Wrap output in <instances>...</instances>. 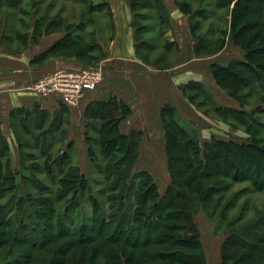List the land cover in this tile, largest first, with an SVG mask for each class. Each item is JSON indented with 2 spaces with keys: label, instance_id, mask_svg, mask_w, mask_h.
Masks as SVG:
<instances>
[{
  "label": "trees",
  "instance_id": "1",
  "mask_svg": "<svg viewBox=\"0 0 264 264\" xmlns=\"http://www.w3.org/2000/svg\"><path fill=\"white\" fill-rule=\"evenodd\" d=\"M102 1L109 7L105 0ZM214 2L218 8H229L228 27L219 31L221 35L214 41V47H210L209 41L196 34L198 23L189 22L196 41L194 52L198 55L216 53L225 45V34L243 50L242 58H233L226 65L212 62L210 69L216 86L226 91L241 106L235 108L214 105L213 111L229 126L233 127L234 124L228 122V118L244 127L249 135L246 141L211 136L201 143L195 131H188L177 123L174 108L164 105L160 109V119L164 130L169 182L163 192H160L150 172L139 170L134 173L143 132L121 131L119 123L131 111L125 102L111 96L105 100L90 102L83 112L84 142L90 163L103 175L107 213L100 210L99 200L92 194L88 179L80 167L72 163L68 152L52 158V163L50 158L47 159L43 167L36 169L48 176L52 183L58 184L57 195L53 199H45L44 203L37 204L39 208L46 204L45 208L52 209L48 211L49 220L52 219L50 214L56 213L55 208L47 205L49 201L57 202L70 196L71 199L66 200L67 204L69 207H76L79 203L78 194L85 191L88 193L94 217L80 227V233L65 228L61 215L51 221L47 220L46 226L54 231L57 225H62L60 230L63 235L78 237L72 241L76 246L96 241H99V247L108 246L103 254L105 264H207L195 212L199 209L207 214L213 213L212 207L220 204V194L229 190L234 183H246L256 191L264 189V144L256 142L251 131L252 126L264 124L254 116L264 109H243L248 104L244 94L240 93L241 88L249 87L254 78L256 85L264 89V0ZM130 4L133 12L139 6L154 7L158 31L162 33L160 31L165 29L168 21L162 0L147 1L139 6L137 0H130ZM176 5L191 16L199 12L193 11L192 6L185 1H176ZM134 14L137 16L136 12ZM138 32L136 26V39L142 45L144 42L138 39ZM203 40L205 43H202ZM181 90L190 103L194 102V96L198 92L206 95L204 85L194 80L184 84ZM29 111L31 110L17 108L12 113ZM44 111V114L48 113ZM91 131L98 135L97 139H92ZM72 144V141L67 142L66 147ZM94 144L99 147L102 155L101 165ZM9 150L0 122V199L7 198L3 207L0 206V227L7 235L17 228L19 232L22 230V234H26L24 229L32 218L30 216H38L41 211L35 207L36 201L33 204V198L14 197L16 178H22L23 175L12 164ZM55 173L58 177L54 179ZM129 196H132L133 203L128 208ZM229 202L218 213L223 220L226 219ZM15 211L20 215L12 219L11 215ZM39 216L44 218L42 213ZM240 220L242 217L237 216L227 223L231 230L221 244L220 264H264V223L254 220L251 226L242 227L248 233H242L239 225H236ZM32 223L35 225V222ZM38 225L43 228L42 224ZM58 230L57 228L56 234H59ZM33 233L36 234L34 236L41 234L44 237L43 231L36 229ZM247 237L253 241H248Z\"/></svg>",
  "mask_w": 264,
  "mask_h": 264
},
{
  "label": "rangeland",
  "instance_id": "2",
  "mask_svg": "<svg viewBox=\"0 0 264 264\" xmlns=\"http://www.w3.org/2000/svg\"><path fill=\"white\" fill-rule=\"evenodd\" d=\"M137 1L139 6L153 0ZM166 1L165 4L169 10L175 7L176 1H185L192 6V10L199 11L191 17L182 15L177 22L173 18L171 23L174 30L171 28L172 30H168L167 33V38L180 41L183 45L186 41L188 62L184 67L191 71L190 76L193 74L195 66H197L195 69L201 70V78L204 77L202 82L206 92V95L205 93L200 95L199 92L195 94L193 103L188 101L185 105L182 104L180 112L177 113V116L175 115L176 117L174 116L177 123L188 131H195L199 138L203 135L207 136L211 131L215 134V137L220 139L246 141L249 135L245 132L244 127L237 121L228 118L227 121L235 125L233 127L229 126L213 111L214 105L235 108H241V106L237 101L230 98L226 91L205 78L210 63L215 59L224 63L233 57L241 58L243 50H240L239 46L236 47L229 40L228 35L225 34V39L227 37L229 39L225 40L227 44L219 54L210 55L207 53L202 55L201 58L193 60L196 58L192 57L191 52L192 42L194 41L189 31V22L198 23L196 34L205 41H209L211 47L221 35L219 31L228 27L230 21L229 8L216 7L214 0ZM135 12L137 16H134V21L139 29L138 39L144 42L140 54L148 56L154 53L151 59H159V55L164 53L161 49L163 37L159 38L158 36L159 31L157 30L158 26H156L157 19L154 7L141 8L139 6ZM105 23H108L107 27H104ZM94 25L99 32H102L103 36L113 28L111 10L104 5L102 0H0V42L4 49L12 53L23 50L28 43V39H36L41 32L57 31L70 26L73 27L71 35H74L77 44L76 51L82 53L80 52L83 49L79 45L80 40L83 39V36L88 37L87 39H91L93 44L91 48H88L92 50L93 58H97L98 61L100 52L93 38L94 33L92 32L89 35L90 32L86 30V34H83V30L88 28L91 29L90 31H94ZM205 41L203 40L202 43H205ZM202 43L200 42L201 45ZM170 53V59L174 63L176 51L172 50ZM97 61H91L92 64L90 65L96 64ZM245 74L249 75L248 73ZM254 80L256 79H252L253 82L249 87L245 86L246 88L242 87L240 90L248 104L243 109L248 111L256 108L264 109V89L260 85H256ZM62 111L63 109L57 115L56 113L51 115L50 113L44 114L45 111L38 107H33L29 113L15 112L8 123L9 132L5 130V133H3L9 143L11 162L15 168L21 170V175H23L22 178H16L17 189L14 192V197L33 198V204L35 205L34 201H36L35 207L41 211L40 213L44 215V218L39 216L40 213L38 216H30L32 218L24 229L26 234H22V230L19 232L17 228L15 231H9L7 235L0 227V242L2 243L0 245V264H105L103 254L109 248L108 246L99 247V241L76 246L73 245L74 243L72 244V241L78 237L76 235L68 237L65 234L63 235V231L60 230L62 225L56 226L60 231L59 234L55 233L57 228L50 231L46 226L47 220L51 221L61 215V222H63L65 228L71 229V231L74 229L75 233H80V227L87 222L89 223L90 219L94 217L86 191L78 194L79 203L76 207H69L67 204L66 200L71 199L70 196L57 202L49 201L47 205L55 208L56 212L50 214L52 215L50 220L47 219V216L49 215L48 211L50 212L52 209L45 208L46 204L44 207H38L39 204L44 203L43 200L49 198L51 200L57 195L58 184L52 183L48 176L43 172H37L36 169H39L40 166L43 167L47 159L50 158L52 163V158L68 152L72 163L78 165L81 172L88 179L92 194L99 200L100 210L104 213L108 212L103 175L90 163L85 142L78 140L79 146H75V143L72 142L73 144L70 147H66L68 136L75 135V133L70 132L69 134L70 117ZM254 116L264 123V110L256 112ZM89 121L92 122V120ZM251 131L254 135L253 139L259 144H264V124L262 126H252ZM90 135L92 139L98 138L94 131H91ZM93 142L96 143L94 140ZM94 148L101 165L102 155L99 152V147L94 144ZM156 159L158 160L155 164L144 163L142 160L136 163L134 173L142 169L147 170L155 178L154 181L159 191L163 192L168 180L165 176L166 166L163 161L160 162V158L157 157ZM31 168L35 170L33 171ZM53 177L55 179L58 175L55 173ZM70 195L72 196V194ZM220 195V204L212 207L213 213L207 214L199 209L195 212V221L201 233L208 264L215 263L213 258L216 259L217 243L224 240L227 232L231 230V227L227 225L229 220L237 216L242 217V220L236 224L239 225L238 228L242 230V233H248L242 227L245 225V228L251 226L254 220H259L260 224L264 223V189L256 191L246 183H234L229 190ZM6 200L7 198L0 199V206L3 207ZM226 202H229L230 205L226 209V219L223 220L218 213ZM127 203L129 208L130 204L133 203L132 196L128 197ZM62 212H64L63 215ZM17 215H20L17 211L13 212L12 219ZM32 222H35V225ZM38 223L42 224L43 228H39ZM36 229L43 231L44 237L41 234L34 236L36 234L33 233V230L36 231ZM246 239L250 242L253 241L248 237Z\"/></svg>",
  "mask_w": 264,
  "mask_h": 264
},
{
  "label": "crops",
  "instance_id": "3",
  "mask_svg": "<svg viewBox=\"0 0 264 264\" xmlns=\"http://www.w3.org/2000/svg\"><path fill=\"white\" fill-rule=\"evenodd\" d=\"M105 1L109 4L111 10V24L113 26L111 31L107 30L108 33L103 36L102 32L95 28L96 24L94 25V31H90L89 28L83 30V34H86V30L90 32L89 35L92 32L94 33L93 38L100 52L98 61L97 58L92 56V50L90 49L92 40L87 39L88 37L83 36V39L80 40L79 45L83 48L80 52L82 53L76 51L77 44L74 35H71L73 27H63L57 31L47 33L41 32L36 39H28L24 49L17 53L7 51L0 42L1 129L3 133H5V130L9 132L8 123L13 115L12 112L17 108L32 110L33 107H38L46 110L51 115L53 113L57 115L63 109L62 112L70 117L69 134L70 132L75 133V135L68 136L67 142L72 141L75 146H79L78 140L84 142L85 138V121L83 118L85 107L94 100H105L115 96L125 102L131 111L128 116L120 121L121 131L128 133L130 130H141L143 132L137 163L142 160L144 163L155 164L158 160L156 158H160V162L165 163V176L168 178L164 186L165 189L169 182V174L164 150V130L161 126L160 109L164 105H170L175 110L174 116H177L182 104L185 105L188 102L187 97L182 93L181 87L190 80L204 84L202 82L204 77L201 78V70L195 69L197 66L194 67L191 76L189 75L191 71L184 67L188 62L186 41L183 45L180 41L167 38L168 30L173 29L171 23L173 18L177 22L182 15L185 17H191V15L181 11L176 4L174 8L169 10L165 4L167 1L162 0L168 15L165 29L162 28L164 29L160 31L162 33H158L159 38L163 37L161 49L164 53L159 55V59H151L154 53L148 56H140L141 54H139L143 45H139L136 39L135 15L130 0ZM107 24L105 23L104 27H107ZM189 31L194 41L191 46L192 57L196 58L193 60H197L202 55L194 52L196 41L190 23ZM228 39L227 37L226 41ZM226 41L224 47L227 44ZM172 50L176 51L174 63L170 59V51ZM240 50L242 49L240 48ZM220 52L221 50L213 55ZM231 59L224 63H221L218 59L213 62L226 65ZM93 60L103 66L104 78L95 89L84 92L77 106L63 105L55 96L41 97L31 88L35 80L45 73L58 69L77 70L92 64L91 61ZM205 78L214 83L210 66ZM211 136H215V134L210 131L207 136L203 135L202 139L198 138L200 142H204L210 139ZM222 241L217 243L216 259L213 258V262L217 264H220Z\"/></svg>",
  "mask_w": 264,
  "mask_h": 264
},
{
  "label": "built area",
  "instance_id": "4",
  "mask_svg": "<svg viewBox=\"0 0 264 264\" xmlns=\"http://www.w3.org/2000/svg\"><path fill=\"white\" fill-rule=\"evenodd\" d=\"M104 78L96 63L77 70L58 69L38 77L31 88L41 97L55 96L66 106H77L85 91L95 89Z\"/></svg>",
  "mask_w": 264,
  "mask_h": 264
}]
</instances>
